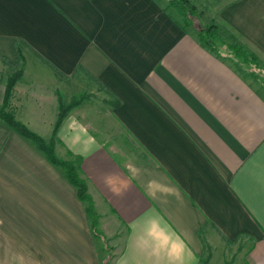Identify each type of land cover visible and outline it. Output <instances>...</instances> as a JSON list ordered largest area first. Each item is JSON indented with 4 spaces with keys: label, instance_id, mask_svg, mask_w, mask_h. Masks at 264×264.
I'll list each match as a JSON object with an SVG mask.
<instances>
[{
    "label": "crops",
    "instance_id": "crops-1",
    "mask_svg": "<svg viewBox=\"0 0 264 264\" xmlns=\"http://www.w3.org/2000/svg\"><path fill=\"white\" fill-rule=\"evenodd\" d=\"M191 2L186 27L165 0H0V106L14 46L10 105L32 131L50 140L60 102L85 97L55 151L80 159L114 241L107 259L76 188L0 121V264H264V85L195 25L262 62L264 0Z\"/></svg>",
    "mask_w": 264,
    "mask_h": 264
},
{
    "label": "trees",
    "instance_id": "trees-1",
    "mask_svg": "<svg viewBox=\"0 0 264 264\" xmlns=\"http://www.w3.org/2000/svg\"><path fill=\"white\" fill-rule=\"evenodd\" d=\"M167 2L168 7L173 8L176 13L179 14L186 27H192V21L197 19L200 14L196 5L193 4L191 0H167ZM224 29L225 28L222 26L214 23L201 24L196 30L200 44L218 56L231 55L236 62L249 66V68H251L252 64L256 66L259 61L257 55L238 42L235 34L232 32L228 33L226 32L227 30ZM14 54L16 60L13 64L9 63L6 58L2 57V60L6 62V64H9V66L14 69V72L10 75L5 85L3 104L0 106V121L6 123L17 134L30 141L37 150L44 154L48 162L62 170L65 179L76 188L79 199L85 205L91 234L94 238H100L105 243L106 239L103 237V234L99 229V215L94 208L91 196L88 194L86 179L82 176L80 159L70 153H68L70 159H63L60 158L55 151V137L58 128L62 124L67 113L74 107L78 106L85 97L83 95L79 96L69 104L60 102L58 105L57 119L52 131V137L50 140H45L39 134L32 131L26 124L17 119L13 109H11L12 106L10 105V101L13 95V88L16 82L22 77V65L24 60L19 47L14 46ZM250 73H253L252 70ZM106 247L107 252L109 251L108 256L111 257V250L107 245Z\"/></svg>",
    "mask_w": 264,
    "mask_h": 264
},
{
    "label": "rangeland",
    "instance_id": "rangeland-1",
    "mask_svg": "<svg viewBox=\"0 0 264 264\" xmlns=\"http://www.w3.org/2000/svg\"><path fill=\"white\" fill-rule=\"evenodd\" d=\"M166 2H167V0H165ZM168 3V2H167ZM195 20V19H194ZM202 23H200V24H198L196 21H195V25L197 26L196 27V30H197V28H198V26H200ZM227 31L226 32H228V33H230V32H232L230 29H228V28H225ZM224 29V30H225ZM262 56V55H261ZM260 56V58H262L261 59V61L262 62H260V61H258V64H257V67L255 66V65H253L252 64V69H253V71L257 74V77H258V79H259V81L264 85V57L262 56L261 57ZM11 109H12V107H11ZM14 111V110H13ZM70 112V111H69ZM68 112V113H69ZM67 113V114H68ZM14 114H15V112H14ZM67 116V115H66ZM65 116V117H66ZM65 119V118H64ZM59 129V128H58ZM58 131V130H57ZM55 141H56V139H55ZM63 148V147H62ZM64 150V149H63ZM59 154V157L60 158H63V159H70V156H69V154L68 153H66V155L65 154H60V152L58 153ZM66 156V157H65ZM56 169H57V171L58 172H60L61 173V169L59 168V167H57L56 166ZM105 239L107 240V238L105 237ZM106 243H107V246H108V248L111 250V253L113 254V247L111 246L112 244H114V241H112L111 240V242H107L106 241ZM109 252V251H108ZM107 259H109V256L107 257ZM106 264H107V262H106Z\"/></svg>",
    "mask_w": 264,
    "mask_h": 264
},
{
    "label": "clouds",
    "instance_id": "clouds-1",
    "mask_svg": "<svg viewBox=\"0 0 264 264\" xmlns=\"http://www.w3.org/2000/svg\"><path fill=\"white\" fill-rule=\"evenodd\" d=\"M152 183H155V182H152Z\"/></svg>",
    "mask_w": 264,
    "mask_h": 264
}]
</instances>
